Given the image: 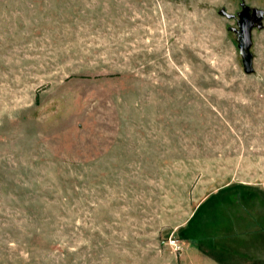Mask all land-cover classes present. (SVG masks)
<instances>
[{
	"label": "rangeland",
	"instance_id": "374dc122",
	"mask_svg": "<svg viewBox=\"0 0 264 264\" xmlns=\"http://www.w3.org/2000/svg\"><path fill=\"white\" fill-rule=\"evenodd\" d=\"M255 10L264 0H0V264H264L240 239L208 246L258 226L252 213L264 224Z\"/></svg>",
	"mask_w": 264,
	"mask_h": 264
},
{
	"label": "crops",
	"instance_id": "0c3cea01",
	"mask_svg": "<svg viewBox=\"0 0 264 264\" xmlns=\"http://www.w3.org/2000/svg\"><path fill=\"white\" fill-rule=\"evenodd\" d=\"M244 217V216H243ZM248 221H257L260 222L258 226L255 228L251 227H246V228H240V230H235L232 232H228L227 235H220V236H213L214 239L208 240L209 241V248L211 250H216V251H222L224 253H227V251L232 250L233 246L227 245V248L222 247L220 245H217L215 243L216 240H228V239H240L243 240L245 243L247 242V246H249V249H264V224L261 223L259 219L253 216V213L250 214L249 216H245ZM255 223V222H254ZM231 228H233V224H231ZM245 235L248 238L247 239H242L240 236ZM214 241V242H213ZM211 243V244H210ZM229 249V250H228ZM251 258V257H250ZM251 261V260H249ZM201 264H224V261L222 259H215L214 257H206L203 258V261Z\"/></svg>",
	"mask_w": 264,
	"mask_h": 264
},
{
	"label": "water",
	"instance_id": "95a60500",
	"mask_svg": "<svg viewBox=\"0 0 264 264\" xmlns=\"http://www.w3.org/2000/svg\"><path fill=\"white\" fill-rule=\"evenodd\" d=\"M264 12L255 10L254 16L256 20H260ZM239 30L236 32V36H238V48L242 55V64L244 65V69L246 73H250L251 71V54L249 53V47L251 45V36L250 32L253 26L252 21L247 18V14L240 16L239 20Z\"/></svg>",
	"mask_w": 264,
	"mask_h": 264
},
{
	"label": "built area",
	"instance_id": "2783aa9c",
	"mask_svg": "<svg viewBox=\"0 0 264 264\" xmlns=\"http://www.w3.org/2000/svg\"><path fill=\"white\" fill-rule=\"evenodd\" d=\"M173 243L175 244L176 242L174 241ZM175 249L177 250L178 249V246H175Z\"/></svg>",
	"mask_w": 264,
	"mask_h": 264
},
{
	"label": "flooded vegetation",
	"instance_id": "af4514ba",
	"mask_svg": "<svg viewBox=\"0 0 264 264\" xmlns=\"http://www.w3.org/2000/svg\"><path fill=\"white\" fill-rule=\"evenodd\" d=\"M246 14H247V18L249 19L248 13H246Z\"/></svg>",
	"mask_w": 264,
	"mask_h": 264
}]
</instances>
